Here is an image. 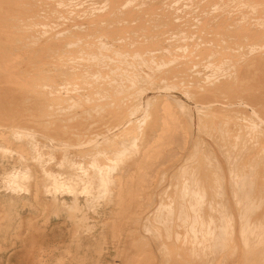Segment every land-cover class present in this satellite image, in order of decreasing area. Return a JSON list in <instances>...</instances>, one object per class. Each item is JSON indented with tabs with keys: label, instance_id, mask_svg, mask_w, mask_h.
Wrapping results in <instances>:
<instances>
[{
	"label": "bare ground",
	"instance_id": "bare-ground-1",
	"mask_svg": "<svg viewBox=\"0 0 264 264\" xmlns=\"http://www.w3.org/2000/svg\"><path fill=\"white\" fill-rule=\"evenodd\" d=\"M95 1L0 0V254L264 264V0Z\"/></svg>",
	"mask_w": 264,
	"mask_h": 264
},
{
	"label": "rangeland",
	"instance_id": "rangeland-1",
	"mask_svg": "<svg viewBox=\"0 0 264 264\" xmlns=\"http://www.w3.org/2000/svg\"><path fill=\"white\" fill-rule=\"evenodd\" d=\"M77 1V2H76ZM85 1V2H84ZM90 1V2H89ZM67 4H69V3H71V6H67L66 8H68L69 9V7H70V9H69V11L70 12H72V10L71 9H73V11L75 12V13H78L79 14V12L78 11H82V10H79V9H84L85 10V8H91L92 6V8H94L95 6H96V1L94 2V0L92 1V0H83V1H80V0H67ZM72 2H74V3H72ZM76 2V3H75ZM80 2V3H79ZM95 4V5H93V3ZM183 2V1H182ZM84 3V4H83ZM136 4H137V2H135ZM181 3V2H180ZM85 6V5H88L87 7L85 6H83V5ZM139 4H141V3H139ZM139 4H137L138 6L137 7H140L141 5H139ZM76 5V6H75ZM79 5V6H78ZM73 6V7H72ZM83 6V7H82ZM134 6V5H133ZM143 6V5H142ZM142 6L140 7V8H142ZM72 7V8H71ZM76 7H78V9L76 8ZM79 7H81V8H79ZM65 8V9H66ZM74 8H76V9H74ZM96 8H98V5H97V7ZM49 34H46L45 36H50V33L51 32H48ZM47 36V37H48ZM205 71V73H208L209 74V72H208V70H207V72H206V70H204ZM171 89H174V91H171L169 88L167 89L168 91H170V92H165V90L163 89L162 91H163V93L165 92V93H168V95L169 96H171L172 98H175L176 97V99H178V100H180V101H182L183 103H185L187 106H191L189 109H191L190 110V113H191V115H193L194 117H193V119H194V121H193V123H192V133L194 134V136L196 137L197 135H198V133H200L201 132V130L199 129V127H198V116L199 115H197V114H199V113H201L200 111H203L202 113L203 114H205L204 113V109H202V108H198V106H196L194 103H192V101H190L189 99H186V96L185 95H183V94H181L180 92L178 93V89L176 88L175 89V87L174 88H171ZM159 90V89H158ZM158 90H154V89H151V91H152V93H154L153 91H156V94H157V91ZM150 90H146L145 91V93L148 95V96H153V94H151L150 92H149ZM149 94H148V93ZM159 92L162 94V92H161V89L159 90ZM159 92H158V94H159ZM154 95H155V93H154ZM185 96V97H183V96ZM145 96V95H144ZM174 96V97H173ZM146 97V96H145ZM192 103V104H191ZM197 108V109H196ZM175 110L177 111V109L175 108ZM197 113V114H196ZM32 119H34L35 120V118L34 117H32ZM39 122H37V123H34L35 125H36V128L39 130V131H41V132H44L46 129L47 130H50V127H52V128H57V127H55L54 125H61V123H62V120H59V119H57L56 121H55V124L54 125H50L47 121H41V120H43L42 118H39ZM193 129H194V131H193ZM196 130H198V131H196ZM204 135V134H203ZM41 136H44V135H42L41 134ZM52 143V142H51ZM53 144V143H52ZM55 145V144H54ZM54 145L52 146V147H54ZM55 148V147H54ZM55 149H57V148H55ZM0 171H1V169H0ZM3 214H5V212H4V210L2 209V213H1V216L2 217H4V215ZM83 234H85V233H83ZM1 243V242H0ZM48 243V242H47ZM52 243H54V242H49V244H52ZM11 244L13 245V243L11 242ZM57 244H61V242H57ZM56 244V245H57ZM56 245H52V246H49L48 248L50 249V250H53V249H55V248H57V247H60V246H56ZM3 246H11L10 245V243L9 244H3ZM29 246V248L26 246L25 247V250H26V248H27V250L28 249H30L32 246L31 245H28ZM13 247H14V245H13ZM12 247H10V250H13V251H10V253H12L11 255H3V254H0L1 256H0V264H29L30 262V260L28 259V256H27V250L25 251V250H23L22 251V256H20V255H14L15 254V250L14 249H11ZM36 248H40V247H36ZM74 249H76V246H74L73 247ZM93 249L91 248H89V249H87V250H85V251H83V253H81V254H78V255H76L75 257H73L72 258V264H93V262H94V260H95V255H94V252L92 251ZM25 251V252H24ZM81 252V251H80ZM26 253V254H25ZM24 254V255H23ZM16 257H18V258H16ZM21 258V259H20ZM106 257H104L103 259H105ZM19 259V260H18ZM18 261H21V262H18ZM71 261V260H70Z\"/></svg>",
	"mask_w": 264,
	"mask_h": 264
}]
</instances>
